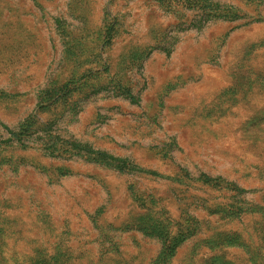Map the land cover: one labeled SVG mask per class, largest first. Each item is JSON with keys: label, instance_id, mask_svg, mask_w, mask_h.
I'll use <instances>...</instances> for the list:
<instances>
[{"label": "rangeland", "instance_id": "obj_1", "mask_svg": "<svg viewBox=\"0 0 264 264\" xmlns=\"http://www.w3.org/2000/svg\"><path fill=\"white\" fill-rule=\"evenodd\" d=\"M0 264H264V0H0Z\"/></svg>", "mask_w": 264, "mask_h": 264}, {"label": "trees", "instance_id": "obj_2", "mask_svg": "<svg viewBox=\"0 0 264 264\" xmlns=\"http://www.w3.org/2000/svg\"><path fill=\"white\" fill-rule=\"evenodd\" d=\"M126 169H131V168L128 167V168H126Z\"/></svg>", "mask_w": 264, "mask_h": 264}]
</instances>
